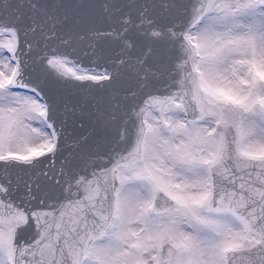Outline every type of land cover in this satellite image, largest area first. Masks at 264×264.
Masks as SVG:
<instances>
[{"label": "snow or ice", "instance_id": "1", "mask_svg": "<svg viewBox=\"0 0 264 264\" xmlns=\"http://www.w3.org/2000/svg\"><path fill=\"white\" fill-rule=\"evenodd\" d=\"M0 264H264V0H0Z\"/></svg>", "mask_w": 264, "mask_h": 264}]
</instances>
